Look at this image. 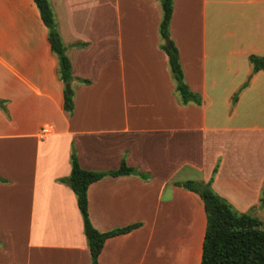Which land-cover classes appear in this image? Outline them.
Segmentation results:
<instances>
[{
	"label": "crops",
	"instance_id": "1",
	"mask_svg": "<svg viewBox=\"0 0 264 264\" xmlns=\"http://www.w3.org/2000/svg\"><path fill=\"white\" fill-rule=\"evenodd\" d=\"M48 1L71 114L33 0H0V264H90L74 194L58 181L71 149L83 169L124 161L148 176L88 185L97 231L139 223L106 238L98 264H199L202 201L175 182L210 180L234 211L264 222V69L248 61L264 56V0H172L168 38L199 104L175 91L157 0Z\"/></svg>",
	"mask_w": 264,
	"mask_h": 264
},
{
	"label": "trees",
	"instance_id": "2",
	"mask_svg": "<svg viewBox=\"0 0 264 264\" xmlns=\"http://www.w3.org/2000/svg\"><path fill=\"white\" fill-rule=\"evenodd\" d=\"M160 6L161 17L158 24L160 39L168 37V25L172 12V0H157ZM43 25L47 31V40L50 51L57 61L56 74L63 84L62 108L68 114L73 110L72 91L66 93L64 85L73 79L70 63L65 53V46L61 41L56 22L48 0H33ZM166 46L160 43L159 48L167 57L168 69L174 82V88L182 104L193 102L200 103V97L192 92L183 80L182 70L178 61L177 49L169 39ZM251 72L264 69V56L249 55ZM87 83L86 79H79ZM245 85V84H243ZM237 92L232 95V102ZM0 109L5 110V103L0 100ZM69 173L59 178L58 181L67 185L74 194L76 207L82 222V231L89 251L90 264H98L97 257L108 237L126 233L136 228L139 223H132L123 227H116L105 232L97 231L90 223L87 211L86 189L88 185L106 175H137L141 179L148 176L121 161L117 169L107 171L86 170L79 166L76 154L71 149L69 154ZM215 168L213 169V173ZM0 181L3 179L0 178ZM186 190L196 193L203 205L205 228L201 242L199 264H264V222L247 213H238L230 204L218 196L210 188V180L196 182L185 180L175 182Z\"/></svg>",
	"mask_w": 264,
	"mask_h": 264
},
{
	"label": "water",
	"instance_id": "3",
	"mask_svg": "<svg viewBox=\"0 0 264 264\" xmlns=\"http://www.w3.org/2000/svg\"><path fill=\"white\" fill-rule=\"evenodd\" d=\"M163 43H164L166 46H169V44H170L169 38H168V37L163 38ZM64 90H65L66 93H70V91H71L70 83H66V84L64 85Z\"/></svg>",
	"mask_w": 264,
	"mask_h": 264
},
{
	"label": "rangeland",
	"instance_id": "4",
	"mask_svg": "<svg viewBox=\"0 0 264 264\" xmlns=\"http://www.w3.org/2000/svg\"><path fill=\"white\" fill-rule=\"evenodd\" d=\"M264 217V216H263ZM263 219V221H264V218H262Z\"/></svg>",
	"mask_w": 264,
	"mask_h": 264
}]
</instances>
